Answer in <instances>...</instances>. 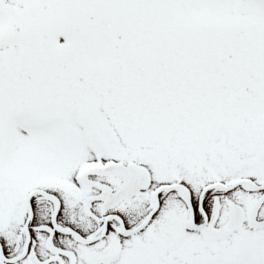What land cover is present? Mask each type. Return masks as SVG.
<instances>
[{"label": "snow or ice", "instance_id": "6c2138e0", "mask_svg": "<svg viewBox=\"0 0 264 264\" xmlns=\"http://www.w3.org/2000/svg\"><path fill=\"white\" fill-rule=\"evenodd\" d=\"M0 264H264V0H0Z\"/></svg>", "mask_w": 264, "mask_h": 264}]
</instances>
